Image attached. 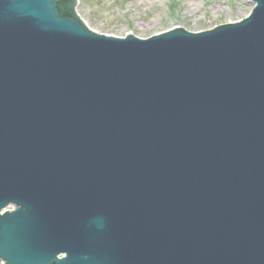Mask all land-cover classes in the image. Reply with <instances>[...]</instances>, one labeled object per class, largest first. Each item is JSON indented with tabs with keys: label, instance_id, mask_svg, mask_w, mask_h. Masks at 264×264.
<instances>
[{
	"label": "water",
	"instance_id": "obj_1",
	"mask_svg": "<svg viewBox=\"0 0 264 264\" xmlns=\"http://www.w3.org/2000/svg\"><path fill=\"white\" fill-rule=\"evenodd\" d=\"M78 1L0 0V264H264V0L150 37Z\"/></svg>",
	"mask_w": 264,
	"mask_h": 264
},
{
	"label": "rangeland",
	"instance_id": "obj_2",
	"mask_svg": "<svg viewBox=\"0 0 264 264\" xmlns=\"http://www.w3.org/2000/svg\"><path fill=\"white\" fill-rule=\"evenodd\" d=\"M254 6L251 0H80L78 11L96 31L149 37L178 26L211 29L246 17Z\"/></svg>",
	"mask_w": 264,
	"mask_h": 264
}]
</instances>
